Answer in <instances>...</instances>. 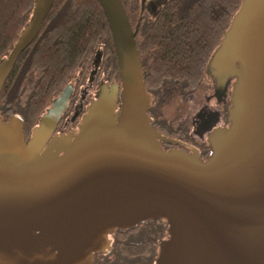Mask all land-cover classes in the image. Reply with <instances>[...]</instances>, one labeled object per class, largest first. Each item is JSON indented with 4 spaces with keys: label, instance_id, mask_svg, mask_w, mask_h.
Listing matches in <instances>:
<instances>
[{
    "label": "water",
    "instance_id": "95a60500",
    "mask_svg": "<svg viewBox=\"0 0 264 264\" xmlns=\"http://www.w3.org/2000/svg\"><path fill=\"white\" fill-rule=\"evenodd\" d=\"M98 2L120 86L98 90L63 155L42 152L41 130L48 139L56 129L67 88L29 141L21 117H0V264H92L114 229L161 219L169 239L156 264H264V0H243L208 62L218 86L235 83L231 125L209 136L206 162L159 148L137 30L120 0ZM52 4L35 1L31 21L0 61V89Z\"/></svg>",
    "mask_w": 264,
    "mask_h": 264
},
{
    "label": "trees",
    "instance_id": "16d2710c",
    "mask_svg": "<svg viewBox=\"0 0 264 264\" xmlns=\"http://www.w3.org/2000/svg\"><path fill=\"white\" fill-rule=\"evenodd\" d=\"M35 1L0 0V61L10 54L31 21ZM120 1L132 31L137 30L143 82L152 97L149 108L161 113L168 108L167 90H173L175 97L170 100L179 106L175 98L184 87L204 85L208 62L243 2L167 0L151 17L142 10L141 0ZM98 53L101 64L95 71ZM101 80L120 86L111 33L98 0H53L37 37L21 53L0 89V117L7 121L20 116L29 139L65 88L73 90L70 100L74 104L80 90ZM146 230L132 237L151 236L152 229ZM133 246L122 250L116 246L98 254L121 264H148L149 256L156 253L141 244Z\"/></svg>",
    "mask_w": 264,
    "mask_h": 264
},
{
    "label": "flooded vegetation",
    "instance_id": "af4514ba",
    "mask_svg": "<svg viewBox=\"0 0 264 264\" xmlns=\"http://www.w3.org/2000/svg\"><path fill=\"white\" fill-rule=\"evenodd\" d=\"M166 2L167 0H145L142 4V9L149 16L155 17ZM100 64L101 54L98 53L95 58V64L93 65L95 71L100 68ZM234 83L235 79H229L224 86H218L214 78L207 72L206 67L204 85L202 82V84H191L189 88L184 87L182 94L175 98L180 100L179 106L170 100L175 97L173 90H167L168 108L162 113L156 109L149 108L152 97L148 94L150 100L147 116L150 120V126L158 134L155 140L159 148L165 152L182 151L187 154H196L201 161H208L212 155V149L208 142L209 136L214 131L229 128L231 125L229 121V108L231 106V95ZM110 87L107 80H101L96 85L90 83L86 88L80 90L77 101L74 104L70 100L73 90L72 92L69 90L66 104L60 111L54 132L47 139L45 128L41 130L44 133L42 152H59V155H63L66 141L78 133L82 117L85 115L90 103L95 99L98 90L100 88ZM58 99H56L51 108L45 113L46 115L58 104ZM27 138L25 136V141H29L30 138ZM161 220L144 221V223L137 224L131 228L114 229L113 233L107 237L109 240V248L105 251L112 250L116 246L122 250V247H134L133 245L137 247L141 244L147 249L153 248L156 250L155 254L149 256L150 260L148 262V264H156L160 245L169 239L168 224L166 221ZM150 228L152 229L150 231L151 236L146 235L142 239L139 236L132 237L133 233H145L147 231L146 229ZM154 239H157L156 243L153 242ZM99 252L94 253L91 260L92 264H121L118 260L109 261L107 257L99 255ZM100 253L104 252L102 251Z\"/></svg>",
    "mask_w": 264,
    "mask_h": 264
},
{
    "label": "bare ground",
    "instance_id": "6f19581e",
    "mask_svg": "<svg viewBox=\"0 0 264 264\" xmlns=\"http://www.w3.org/2000/svg\"><path fill=\"white\" fill-rule=\"evenodd\" d=\"M20 55H21V54H20ZM20 55H19V56H20ZM7 57H8V56H7ZM7 57H5V58H7ZM5 58H4V59H5ZM18 58H19V57H18ZM18 58H17V59H18ZM17 59H16V61H17ZM16 61H15V62H16ZM14 64H15V63H14ZM13 66H14V65H13ZM13 66H12V67H13ZM10 70H11V69H10ZM6 78H7V77H6ZM19 117H20V116H19ZM22 120H23V119H22ZM4 122H5V121H4ZM23 122H24V121H23ZM32 132H33V130H32ZM23 133H24V128H23ZM24 135H25V134H24Z\"/></svg>",
    "mask_w": 264,
    "mask_h": 264
}]
</instances>
